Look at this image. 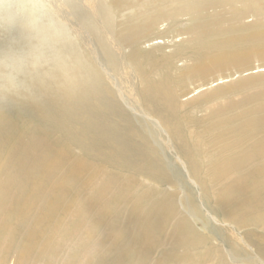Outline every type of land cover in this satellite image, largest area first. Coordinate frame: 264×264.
I'll return each mask as SVG.
<instances>
[{
  "label": "bare ground",
  "instance_id": "6f19581e",
  "mask_svg": "<svg viewBox=\"0 0 264 264\" xmlns=\"http://www.w3.org/2000/svg\"><path fill=\"white\" fill-rule=\"evenodd\" d=\"M0 18V264H138L165 223L174 247L264 264L242 220L264 223V0H1ZM139 174L206 187L240 243L202 240L181 188Z\"/></svg>",
  "mask_w": 264,
  "mask_h": 264
},
{
  "label": "rangeland",
  "instance_id": "374dc122",
  "mask_svg": "<svg viewBox=\"0 0 264 264\" xmlns=\"http://www.w3.org/2000/svg\"><path fill=\"white\" fill-rule=\"evenodd\" d=\"M44 2H48V0H41ZM50 1V0H49ZM1 3V0H0ZM247 20H251V17L248 16ZM1 21V18H0ZM2 24L0 23V34H2ZM262 63L260 62H255L252 67H257L261 65ZM254 70H257L254 69ZM253 70V71H254ZM252 72V70L245 71L243 72L242 75L244 77L248 76L249 73ZM255 73H260L258 70L254 71L252 74ZM251 74V73H250ZM238 78L237 75H232L230 77H224L222 80L218 79L216 82L212 84L213 86H216L214 84H218L219 82L224 81L225 83H228L230 81H234ZM98 167L101 169H105L107 165H105L104 162H95ZM107 171H114L111 167H107ZM119 175L121 176H126L128 173L126 170H120ZM135 181L137 184H143L145 187H148L151 184H156V190L157 191H162L165 189L166 184L168 183L167 186H170L172 190L174 191H179L181 188V191L183 193V197L186 198L187 204V209H188V214L184 212V218L187 220L188 225L196 231L197 236L201 235V239H207L209 242L215 243V246H222L223 248L228 246L230 247L231 244L233 243L232 240L238 241L240 243V240L238 239L236 233L234 231H230V226L224 225L223 223H228L227 220L224 219L225 214L227 213L228 210H230L227 206L224 205L220 207L217 204H214L213 201H210L208 198V190L204 186H195L191 181L188 176L182 177L179 175H173L170 174L167 181L168 182H157L156 180L150 179L146 176L142 175H134ZM143 180H148L149 185H147L146 182ZM196 184V183H195ZM222 186H218V188H221ZM36 189L31 188L30 193H33ZM215 190V189H214ZM220 190V189H217ZM63 192L66 194L67 191L63 190ZM40 200L34 201V205L41 204L43 205L44 203L51 204V198H45ZM73 201V195L69 193L66 198L62 202V207L71 204ZM144 199H139L138 202H143ZM184 205V201H182ZM186 205V204H185ZM238 207H241L242 203L236 204ZM235 205V206H236ZM178 206V205H177ZM230 206H232V202L230 203ZM205 210V211H204ZM206 213L208 215L213 216L214 219L217 220L215 222L212 220V223L215 225L214 227L203 229V224L205 225V219L207 218ZM246 218H252V214H246ZM243 218L242 220L248 224V227L244 229L252 230L257 233H261L264 235V223L262 225V229H257L253 224V221H248L246 218ZM172 222V221H171ZM223 222V223H222ZM245 224V225H246ZM170 223H165L163 224V233H160L157 238V242L155 245H151V242L147 245L142 243L140 247V251L143 252L141 256V252H139L138 255V264H195L196 261H198V264H218V255L220 253H217L216 251L207 252V248L203 243H196L195 245H185V246H180V247H174L173 244V239L164 233V231L170 229ZM223 229H227L226 233L223 232ZM227 237L229 243L225 244L224 239ZM231 238H233L231 240ZM137 244V243H136ZM136 244L131 246L132 250H135ZM256 250L249 251V254L256 257ZM13 253H9L7 255L8 261L5 264H14V258L12 256ZM166 254H169L170 257L167 258ZM258 254V253H257ZM259 256V255H258ZM12 260V261H11ZM189 260V262H187ZM136 264V262H134ZM228 264V263H226ZM236 264V263H233ZM248 264V263H247Z\"/></svg>",
  "mask_w": 264,
  "mask_h": 264
}]
</instances>
